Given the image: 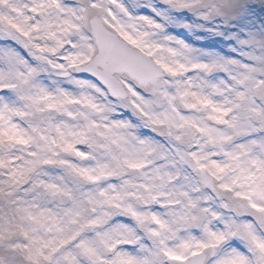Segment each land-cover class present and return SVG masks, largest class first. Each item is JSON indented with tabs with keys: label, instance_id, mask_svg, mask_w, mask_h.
<instances>
[{
	"label": "clouds",
	"instance_id": "clouds-1",
	"mask_svg": "<svg viewBox=\"0 0 264 264\" xmlns=\"http://www.w3.org/2000/svg\"><path fill=\"white\" fill-rule=\"evenodd\" d=\"M55 3L0 38V264H264V0Z\"/></svg>",
	"mask_w": 264,
	"mask_h": 264
},
{
	"label": "snow or ice",
	"instance_id": "snow-or-ice-1",
	"mask_svg": "<svg viewBox=\"0 0 264 264\" xmlns=\"http://www.w3.org/2000/svg\"><path fill=\"white\" fill-rule=\"evenodd\" d=\"M4 2L5 0H0V4ZM58 10L59 5L55 3V0H29L24 7L18 6L14 9L17 13L15 18L12 16L0 15V38H6L8 35L15 32L23 38L21 43H23L24 47L32 48L33 45L31 41L33 37L31 33L35 31L50 34L51 21L55 18L53 16V12ZM26 12L34 15L39 21L38 23L31 25L30 28L23 27L19 22L21 17H25ZM68 27H70V25H68ZM19 62V55L13 49L0 48V63L7 65L8 75H11L12 71H14ZM5 75L6 73L3 70H0V79H3ZM8 131L11 132L14 130L9 129ZM2 134L3 133H0V135ZM169 255L174 256L175 254L169 253Z\"/></svg>",
	"mask_w": 264,
	"mask_h": 264
},
{
	"label": "rangeland",
	"instance_id": "rangeland-1",
	"mask_svg": "<svg viewBox=\"0 0 264 264\" xmlns=\"http://www.w3.org/2000/svg\"><path fill=\"white\" fill-rule=\"evenodd\" d=\"M179 34L184 36L185 39H187L189 42H194V43L200 44L203 47H207V48L220 47L222 44L221 37H209L208 39L204 41H199V40L193 41L192 37L188 36V34L184 32L183 30H181ZM201 35H203V33H201Z\"/></svg>",
	"mask_w": 264,
	"mask_h": 264
}]
</instances>
